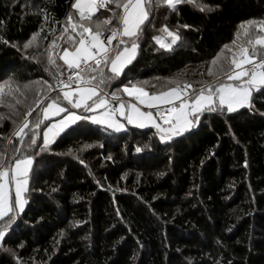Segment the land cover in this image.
<instances>
[{
  "label": "trees",
  "instance_id": "trees-1",
  "mask_svg": "<svg viewBox=\"0 0 264 264\" xmlns=\"http://www.w3.org/2000/svg\"><path fill=\"white\" fill-rule=\"evenodd\" d=\"M72 3L0 0V137L8 136L0 155L13 165L25 153H39L24 194L29 203L13 225V238L0 245V264H264V96L256 97L251 111L205 113L196 128L167 145L152 127L130 124L115 132L78 122L44 152L25 148L13 135L25 119L29 128L36 113L42 119L45 100L62 97L54 86L69 75L59 55L71 29L58 36L70 12L78 19ZM196 4L213 11L201 12ZM105 11L94 17L105 19ZM149 21L121 80L149 94L174 87L177 79L198 88L199 81L225 79L238 53L233 41L247 38L241 25L264 22V0H195L177 11L161 6ZM164 25L181 36L174 50L153 40ZM34 34L35 44L25 49ZM33 46L51 52L55 64L44 67L29 57L36 53ZM219 52L230 58L216 78H208ZM27 83L35 85L25 91ZM118 87L113 82L105 91Z\"/></svg>",
  "mask_w": 264,
  "mask_h": 264
},
{
  "label": "snow or ice",
  "instance_id": "snow-or-ice-1",
  "mask_svg": "<svg viewBox=\"0 0 264 264\" xmlns=\"http://www.w3.org/2000/svg\"><path fill=\"white\" fill-rule=\"evenodd\" d=\"M194 2L195 0H74L71 8L76 10L78 19L74 20L70 12L67 16V26L61 32V36H64L65 33H69V28L71 29L66 40L68 46L63 47L62 54L59 55V59L69 70L67 82L57 79L62 97L57 95L55 98L49 97L45 100L47 106H41L43 118H40V113H36L37 118L32 122L31 128L29 121L25 119L13 135L24 143L25 148H39L40 152H44L50 149L57 137L70 132L72 126L78 122L105 125L115 132H120L126 126L121 122L120 118H123L127 124H134L139 128L151 125L156 129L160 142L167 145L175 137L189 133L205 113L226 111L230 114H239L245 107L253 110L256 97L264 96V22L257 25L249 21L247 26L241 25L244 35L249 37L246 41L248 47L241 45L238 53L232 55L224 80L217 77L213 81H200L199 87L196 88L190 82H181L177 79L171 82L174 87H169L167 91H160L158 94L153 92L151 95L144 87L137 86L131 81L126 84L121 80L122 73L137 57L140 47L138 41L147 28L145 22L149 21L152 9L166 6L172 11H177L182 3ZM196 7L201 12L213 11L211 7L203 4H196ZM100 9H105L111 15L103 20L94 17ZM113 24L116 26L111 27ZM183 27L189 28L188 25ZM257 27L260 31H253ZM106 32L110 34L105 35ZM161 32L166 36H154L153 39L161 49L174 50L173 46L181 40L179 33L169 30L167 25L162 27ZM167 38H170V42ZM35 39L34 34L32 39L25 42L24 48L31 47ZM114 40L117 41L115 45ZM235 43L234 40L233 44ZM52 44L54 45L55 41ZM257 46H261L258 59ZM224 48L228 49V45ZM219 55L218 53L213 57V64ZM47 60L49 65L55 64L51 52ZM48 70L45 68V71ZM208 73L212 75L211 68L208 69ZM113 82L120 87L111 93L105 91ZM65 88L70 90H64ZM3 91V87H0V102ZM11 91L13 89L10 86V94ZM15 91H19V87H16ZM120 92L135 97L140 104H146L150 110L143 111L134 102H123L121 96L117 94ZM65 102V106H61ZM37 103L40 104V101ZM162 105L166 106L163 111L159 110ZM76 109H81V114H77ZM151 109H156L155 113ZM62 113L64 114L62 118L55 121L51 119L60 117ZM31 114L30 110L26 115ZM2 115L0 114V118ZM260 115L264 116V113ZM25 135L29 136L27 142L24 141ZM38 137L42 138V143ZM15 151L20 149L16 148ZM136 151L140 152L141 149L138 147ZM35 155L39 153L34 152L33 155L25 153L15 159L14 165L0 155V245L13 238L12 233L15 231L13 225L18 218H22L20 214L24 213L25 205L29 203L22 194L27 192ZM107 159H111V156ZM5 177H9L8 183L15 184L11 203L9 192L5 189Z\"/></svg>",
  "mask_w": 264,
  "mask_h": 264
},
{
  "label": "rangeland",
  "instance_id": "rangeland-1",
  "mask_svg": "<svg viewBox=\"0 0 264 264\" xmlns=\"http://www.w3.org/2000/svg\"><path fill=\"white\" fill-rule=\"evenodd\" d=\"M112 7L114 8L115 7V5L113 4L112 5ZM101 10V9H100ZM104 15L105 16H109V15H111V13L110 12H108V11H105L104 12ZM75 20V19H74ZM161 35H165L166 36V34H164V33H161V34H159V35H156V36H161ZM61 35H59L58 36V38L60 37ZM240 38H235L236 39V44H238L239 43V46H237V45H234V47H233V49H238V51H239V47L241 46V45H246V47H248V45H247V43H246V41H247V39H249V37H247V38H243V41L241 40L242 39V37L241 36H239ZM37 38V37H36ZM57 38V39H58ZM32 39V38H31ZM168 39V41L170 42V38H167ZM36 40V39H35ZM154 40V39H153ZM154 42H155V44L159 47V45L156 43V41L154 40ZM35 44V42L32 44V45H34ZM34 47V46H33ZM52 47H53V45H52ZM39 48V46H36V47H34V49L36 50V49H38ZM250 48V47H249ZM224 50V52H225V49H223ZM45 53H43V52H40V53H38V51L36 50V53L34 54V55H31V56H29V57H31V58H33V59H37L38 61H40V62H42V64H43V66L45 67L46 65H47V63H48V60H47V54H46V52L47 51H44ZM224 52H219V58L217 59V61H216V63L215 64H213L212 63V61L210 62V64H209V67L208 68H211V70H212V75H209V73L207 72V74H206V76H208V78L209 77H211V79H213V78H216V76H217V74L218 73H220V71H221V69H223V67H225V66H223L224 64H223V62H226L227 63V61L229 60L228 58H230L229 56H227V55H224L223 53ZM217 56V55H216ZM215 56V57H216ZM257 58V57H256ZM213 60V59H212ZM200 82V81H199ZM139 84H141V85H143V83H139ZM34 85H35V83H27V85H26V87L24 88V90L25 91H27V90H29L30 88H33L34 87ZM183 85H181V87H182ZM146 91V90H145ZM147 92V91H146ZM119 96H121V99H124V98H126V95H125V93H122V95H119ZM14 98V97H13ZM132 98H134L135 99V97H132ZM12 99V98H11ZM129 102H134L135 103V101H129ZM47 105H45L44 107H46ZM61 106H64V105H61ZM137 106L138 107H140L138 104H137ZM3 107H5L4 106V104H1L0 105V110L3 108ZM141 108V107H140ZM141 110H143V111H148V110H150V109H143V108H141ZM154 112V111H153ZM0 114H3L2 112H0ZM42 118H43V116H42ZM53 118V117H52ZM124 123H126L127 124V122L126 121H124L123 120V118H120ZM125 124V125H126ZM152 127V126H151ZM155 131H156V129L154 128V127H152ZM195 128H196V126H195ZM7 138H8V136H2V137H0V147H3L2 145H3V143L5 142V141H7Z\"/></svg>",
  "mask_w": 264,
  "mask_h": 264
},
{
  "label": "crops",
  "instance_id": "crops-1",
  "mask_svg": "<svg viewBox=\"0 0 264 264\" xmlns=\"http://www.w3.org/2000/svg\"><path fill=\"white\" fill-rule=\"evenodd\" d=\"M60 54H62V52H61ZM67 90H70V89H67ZM166 91H167V90H166ZM125 95H126V98L122 99L123 102L128 103L130 100H131V101H135V103L138 104L141 108H143V109H148V107H147L146 104H140L138 100H136V99H134V98H132V97H129L126 93H125ZM149 95H151V94H149ZM69 106L71 107V105H69ZM151 110L154 111V109H151ZM154 113H155V112H154ZM77 114H81V113H77ZM62 117H63V116H62ZM62 117H60V118H62ZM60 118H59V119H60ZM57 120H58V119H57ZM121 122L124 123L122 120H121ZM125 124H126V123H125ZM130 125L136 126V125H134V124H130ZM146 127H151V125H146ZM13 165H14V164H13ZM10 175H11V174L9 173V176H10ZM8 180H9V177H5V189L9 192V195H10V203H11V199L14 197V193H15V184H14V182H12V183H8ZM24 194H25V193L22 194L23 197H24Z\"/></svg>",
  "mask_w": 264,
  "mask_h": 264
},
{
  "label": "built area",
  "instance_id": "built-area-1",
  "mask_svg": "<svg viewBox=\"0 0 264 264\" xmlns=\"http://www.w3.org/2000/svg\"><path fill=\"white\" fill-rule=\"evenodd\" d=\"M110 34V33H109ZM107 35V34H106ZM117 43V41H115L114 40V42H113V45H115ZM68 77V76H67ZM67 77L66 78H63V80L65 81V82H67ZM54 89H56V90H59V91H61V86H59L58 84H57V80L55 81V86H54ZM67 89H69V88H65L64 90H67ZM166 106H160V109L159 110H161V111H163V109L165 108ZM156 111V109H154V112Z\"/></svg>",
  "mask_w": 264,
  "mask_h": 264
}]
</instances>
